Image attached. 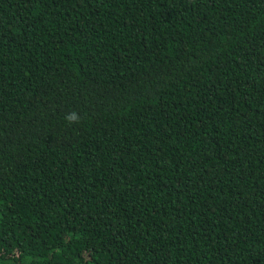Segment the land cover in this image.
Masks as SVG:
<instances>
[{
  "label": "trees",
  "instance_id": "16d2710c",
  "mask_svg": "<svg viewBox=\"0 0 264 264\" xmlns=\"http://www.w3.org/2000/svg\"><path fill=\"white\" fill-rule=\"evenodd\" d=\"M0 264H264V0H0Z\"/></svg>",
  "mask_w": 264,
  "mask_h": 264
},
{
  "label": "clouds",
  "instance_id": "9594fccd",
  "mask_svg": "<svg viewBox=\"0 0 264 264\" xmlns=\"http://www.w3.org/2000/svg\"><path fill=\"white\" fill-rule=\"evenodd\" d=\"M65 119L67 120L69 124H77L80 122L81 117L77 112L72 111L66 115Z\"/></svg>",
  "mask_w": 264,
  "mask_h": 264
}]
</instances>
